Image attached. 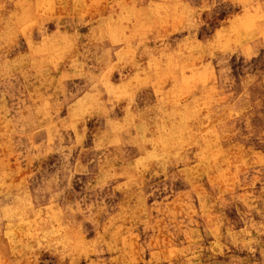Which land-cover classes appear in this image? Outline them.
I'll return each mask as SVG.
<instances>
[{"label":"rangeland","instance_id":"374dc122","mask_svg":"<svg viewBox=\"0 0 264 264\" xmlns=\"http://www.w3.org/2000/svg\"><path fill=\"white\" fill-rule=\"evenodd\" d=\"M0 264H264V0H0Z\"/></svg>","mask_w":264,"mask_h":264}]
</instances>
